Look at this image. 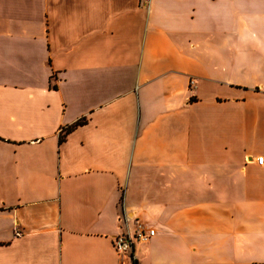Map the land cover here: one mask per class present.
Here are the masks:
<instances>
[{
    "label": "crops",
    "instance_id": "obj_1",
    "mask_svg": "<svg viewBox=\"0 0 264 264\" xmlns=\"http://www.w3.org/2000/svg\"><path fill=\"white\" fill-rule=\"evenodd\" d=\"M256 157L264 0H0V264H264Z\"/></svg>",
    "mask_w": 264,
    "mask_h": 264
},
{
    "label": "built area",
    "instance_id": "obj_2",
    "mask_svg": "<svg viewBox=\"0 0 264 264\" xmlns=\"http://www.w3.org/2000/svg\"><path fill=\"white\" fill-rule=\"evenodd\" d=\"M145 3H148L149 0H144ZM254 162L257 166L264 169V157H256ZM123 221H125L123 214ZM155 235L154 231L146 228L145 226L135 223L134 232L122 234L113 239L112 245L114 251L119 256L130 255L132 261L134 260V249L137 245L147 243Z\"/></svg>",
    "mask_w": 264,
    "mask_h": 264
},
{
    "label": "trees",
    "instance_id": "obj_3",
    "mask_svg": "<svg viewBox=\"0 0 264 264\" xmlns=\"http://www.w3.org/2000/svg\"><path fill=\"white\" fill-rule=\"evenodd\" d=\"M85 123L84 119L77 121L76 123H74L73 125L62 129L61 132L59 133V138H58V142L59 144L62 143L65 139V137L72 131L74 130L76 127L81 126Z\"/></svg>",
    "mask_w": 264,
    "mask_h": 264
},
{
    "label": "rangeland",
    "instance_id": "obj_4",
    "mask_svg": "<svg viewBox=\"0 0 264 264\" xmlns=\"http://www.w3.org/2000/svg\"><path fill=\"white\" fill-rule=\"evenodd\" d=\"M142 2L145 4V1L144 0H142Z\"/></svg>",
    "mask_w": 264,
    "mask_h": 264
}]
</instances>
